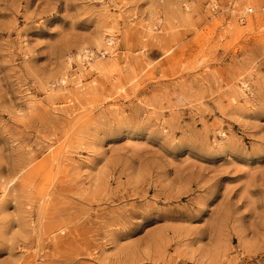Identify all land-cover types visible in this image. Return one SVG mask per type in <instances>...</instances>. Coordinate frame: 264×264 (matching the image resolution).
Segmentation results:
<instances>
[{
	"label": "rangeland",
	"instance_id": "1",
	"mask_svg": "<svg viewBox=\"0 0 264 264\" xmlns=\"http://www.w3.org/2000/svg\"><path fill=\"white\" fill-rule=\"evenodd\" d=\"M0 264H264V0H0Z\"/></svg>",
	"mask_w": 264,
	"mask_h": 264
},
{
	"label": "bare ground",
	"instance_id": "2",
	"mask_svg": "<svg viewBox=\"0 0 264 264\" xmlns=\"http://www.w3.org/2000/svg\"><path fill=\"white\" fill-rule=\"evenodd\" d=\"M110 40H112V38H109L107 41H110ZM85 52V50H84V48H80V50H79V53H77L76 55H75V58H76V61L79 63V67L80 66H83L84 64L83 63H87V64H89V65H92L91 64V61L93 60L92 59V56H91V54L89 53V52H86V53H84ZM111 52V51H110ZM84 53V55H82ZM88 59H90V60H88ZM83 63H82V62ZM243 89H245V87L243 88ZM10 184V183H9Z\"/></svg>",
	"mask_w": 264,
	"mask_h": 264
}]
</instances>
